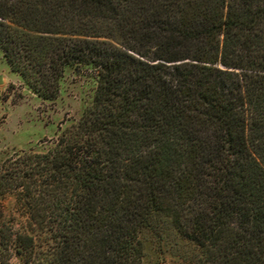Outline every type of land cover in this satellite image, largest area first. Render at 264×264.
Segmentation results:
<instances>
[{
	"label": "trees",
	"instance_id": "16d2710c",
	"mask_svg": "<svg viewBox=\"0 0 264 264\" xmlns=\"http://www.w3.org/2000/svg\"><path fill=\"white\" fill-rule=\"evenodd\" d=\"M0 51L42 100L70 69L96 84L1 164L29 223L3 249L145 264L143 234L168 224L190 264H264V0H0Z\"/></svg>",
	"mask_w": 264,
	"mask_h": 264
},
{
	"label": "rangeland",
	"instance_id": "374dc122",
	"mask_svg": "<svg viewBox=\"0 0 264 264\" xmlns=\"http://www.w3.org/2000/svg\"><path fill=\"white\" fill-rule=\"evenodd\" d=\"M0 77V166L18 151L41 150L45 140L54 138L65 122L79 120L96 87L88 74L70 69L63 78L59 97L54 101L42 100L11 70L1 51ZM27 227V218L16 209L15 197H1L0 264H23L22 257L12 247L3 249L1 242ZM142 237L145 264H190L194 248L170 225L147 231Z\"/></svg>",
	"mask_w": 264,
	"mask_h": 264
},
{
	"label": "water",
	"instance_id": "95a60500",
	"mask_svg": "<svg viewBox=\"0 0 264 264\" xmlns=\"http://www.w3.org/2000/svg\"><path fill=\"white\" fill-rule=\"evenodd\" d=\"M2 82V79H1V77H0V83Z\"/></svg>",
	"mask_w": 264,
	"mask_h": 264
}]
</instances>
